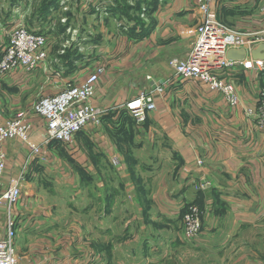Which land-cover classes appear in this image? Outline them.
Wrapping results in <instances>:
<instances>
[{"label":"crops","instance_id":"crops-1","mask_svg":"<svg viewBox=\"0 0 264 264\" xmlns=\"http://www.w3.org/2000/svg\"><path fill=\"white\" fill-rule=\"evenodd\" d=\"M210 2L230 30L264 33V0ZM52 10L27 19L47 38L46 63L0 77V123L22 116L32 125L26 144H2V187L19 183L21 194L9 214L0 208V238L9 216L17 264H259L251 251L256 240L245 233L264 227V129L255 116L264 71L235 64L219 75L232 82L235 106L197 81L175 77L170 62L186 58L202 18L197 0H142V19L129 26L116 15L97 16L95 35L78 38L65 53L53 47L55 24L32 26ZM4 12L0 0V23ZM3 43L0 35V53ZM100 66L92 104L105 111L101 126H85L73 146H45V123L30 107L83 83ZM141 92L154 95L156 108L137 126L122 106ZM72 191L93 197L89 211L68 203ZM187 204L203 216L190 241L182 237ZM59 206L77 213L63 224Z\"/></svg>","mask_w":264,"mask_h":264},{"label":"built area","instance_id":"built-area-1","mask_svg":"<svg viewBox=\"0 0 264 264\" xmlns=\"http://www.w3.org/2000/svg\"><path fill=\"white\" fill-rule=\"evenodd\" d=\"M59 6L64 7L65 2L60 1ZM197 6L202 18L193 35V46L185 59L171 60L174 75L180 80L197 81L209 91L218 92L230 106H235L239 100L232 82L221 79L219 75L235 64H242L245 69L255 66L264 71V60H252L249 57L252 50L264 44V33L246 34L230 30L218 21L210 0H197ZM20 16L18 14L15 17L16 25L6 34V40L1 35L4 43L0 53V77H5L17 69H22L26 74L32 73L48 60L47 38L26 26L23 22L24 17L20 19ZM63 48L65 49L64 46ZM240 49L245 51L246 57L250 60L235 62L225 59L229 50ZM103 71L104 67L100 66L90 73L83 83L67 85L58 94L40 98L30 107V112L45 123V146L53 142L66 147L73 146L75 136L85 126L93 128L101 126L105 111L94 106L92 101L95 97L96 83ZM153 91L155 93L161 91L159 84L153 85ZM259 97L255 116L258 127L264 129V87L259 91ZM123 107L129 110L134 123L142 126L147 120L148 113L156 108L154 95L141 92ZM31 130L32 125L23 122L22 116L0 123V208L4 207L7 214L17 203L21 192L19 183L2 187L7 159L2 144L11 139L26 144ZM39 152L40 148H32L33 156H37ZM208 185L202 183L201 188H207ZM182 209H184L181 217L182 237L185 241H190L199 235L203 216L199 207L194 204L186 205ZM14 237V222L7 216L5 233L0 238V264H17Z\"/></svg>","mask_w":264,"mask_h":264},{"label":"rangeland","instance_id":"rangeland-1","mask_svg":"<svg viewBox=\"0 0 264 264\" xmlns=\"http://www.w3.org/2000/svg\"><path fill=\"white\" fill-rule=\"evenodd\" d=\"M2 1H4L5 6L4 13L5 15H8L5 18L4 23H0V35L3 36L4 40H6V34H8L16 25L15 17L18 14L21 15L20 19L24 17L23 22L27 26L28 15L30 17H32L33 13L35 17L43 15V5L48 3V7L52 6L53 10L49 13V15H53L49 18H43L41 22H37L38 24L35 23L32 26H35L36 28H45L51 24H55L50 29V32H53V28L55 26V31L58 32V34L52 36L51 41L53 47L55 48L61 47L60 49H63L62 46H64L65 49L63 50V53H65L67 49L74 48L78 43V38L81 39L84 36L92 38L90 35H95L94 28L96 30L99 26V19L97 16L106 17L107 15H116V17L118 16L126 21L127 26H129L132 22H135L134 17L139 18L142 6V0H46V2L41 0L42 2L39 4L38 8L34 10L37 0H22L20 1L19 6H16V0ZM60 1L65 2L64 7L59 6ZM102 2H107V4H103ZM139 19H142L141 15ZM33 22L34 21L31 23ZM91 41L93 42V40L89 39V41L82 42L81 45L91 44ZM74 196L75 199L72 198ZM67 198L71 200L68 203H71L72 205L75 203L74 207L79 203L81 204V209L88 211V199H90L91 203L93 201V197L85 199L83 198V194L79 195V193L77 194L73 191ZM57 209L61 215H65L67 218L65 221H61L63 224L69 222V216L76 215L77 213V209L75 210L73 207L62 209L59 206ZM83 219L84 217L81 216L80 220L84 223ZM90 222H92V219ZM245 234L250 237L253 236L256 240L252 247L253 250L251 248V251L254 255H256V262L259 261V264H264V227H262V229L247 231Z\"/></svg>","mask_w":264,"mask_h":264},{"label":"water","instance_id":"water-1","mask_svg":"<svg viewBox=\"0 0 264 264\" xmlns=\"http://www.w3.org/2000/svg\"><path fill=\"white\" fill-rule=\"evenodd\" d=\"M249 57L252 60H264V44L257 46L254 50H252L249 54ZM246 58L245 51L240 50H229L226 53L225 59L235 62L244 61Z\"/></svg>","mask_w":264,"mask_h":264},{"label":"trees","instance_id":"trees-1","mask_svg":"<svg viewBox=\"0 0 264 264\" xmlns=\"http://www.w3.org/2000/svg\"><path fill=\"white\" fill-rule=\"evenodd\" d=\"M48 5H49L48 3H46V4L43 5V7H42L44 9L43 12L46 11V9L48 8ZM187 205H189V204H187ZM183 213H184V209L181 210V217H182Z\"/></svg>","mask_w":264,"mask_h":264},{"label":"bare ground","instance_id":"bare-ground-1","mask_svg":"<svg viewBox=\"0 0 264 264\" xmlns=\"http://www.w3.org/2000/svg\"><path fill=\"white\" fill-rule=\"evenodd\" d=\"M3 182V181H2ZM4 183V182H3Z\"/></svg>","mask_w":264,"mask_h":264}]
</instances>
